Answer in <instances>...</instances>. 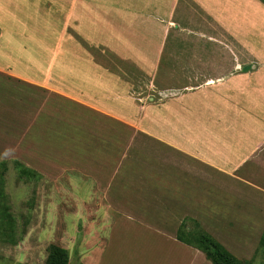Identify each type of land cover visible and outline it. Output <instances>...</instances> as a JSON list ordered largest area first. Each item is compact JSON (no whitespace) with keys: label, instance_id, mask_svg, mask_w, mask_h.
<instances>
[{"label":"crops","instance_id":"0c3cea01","mask_svg":"<svg viewBox=\"0 0 264 264\" xmlns=\"http://www.w3.org/2000/svg\"><path fill=\"white\" fill-rule=\"evenodd\" d=\"M50 1V21L43 25L35 11L30 25L20 2L16 15L0 16V157L18 159L42 173L48 169L42 162H64V172L80 170L84 179L94 180L95 209L108 216L102 221L105 245L96 264H107V251L119 238V221H130L133 226L126 231L146 237L133 249L132 259L142 264H212L202 251L177 239L185 218L197 221L231 254L247 260L249 236L257 239L264 230V4L216 0L213 7L224 10L230 20L223 32L232 56L217 61L214 74L185 73V82H224L230 121L223 142L211 139L214 147L223 145V156L217 157L221 148L209 155L178 153L179 148L170 154L174 144L163 137L121 140L115 133L121 128L117 106L130 75L105 73L106 67L117 64L105 60L100 45L74 43V0ZM180 1H172L168 15L179 7L190 17L187 13L195 12V6L214 2ZM173 23L168 22L166 39ZM41 34L54 37L46 40ZM117 48L121 53L128 47ZM94 49L101 51L97 60L90 52ZM80 50L93 59L80 56ZM130 125L144 129L138 122ZM183 141L178 139L176 146L185 145ZM129 156L131 162L120 175V166L114 165Z\"/></svg>","mask_w":264,"mask_h":264},{"label":"rangeland","instance_id":"374dc122","mask_svg":"<svg viewBox=\"0 0 264 264\" xmlns=\"http://www.w3.org/2000/svg\"><path fill=\"white\" fill-rule=\"evenodd\" d=\"M172 1L74 0V43L100 45L104 48L105 60L117 64L106 67L105 73L130 75V81L121 89V106H117L121 109V128L115 133L119 132L121 140L163 137L174 144L169 146L170 154L177 153V148L178 153L190 154H208L214 148H221L217 153L220 157L223 145L214 147L211 139L223 142L225 123L230 121V115L226 118L224 82L209 79L185 82V73L191 74L193 70L201 75L214 74L215 63L232 56L228 37L223 32L230 20L224 10L213 7L216 0L211 4L207 1L200 8L195 6V12L188 11L191 18L179 7L170 16ZM19 2L30 15V25L34 11L42 25L50 21V0H6L0 5L3 6L1 18L12 12L16 15ZM169 21L174 23L166 39ZM41 36L46 40L54 37L53 34ZM119 44L128 48L120 53ZM98 51L90 50L95 60L100 58ZM78 54L87 60L93 59L86 50ZM192 60L193 64L186 62ZM132 122L141 123L144 129L130 128ZM178 139H183L185 145L177 147ZM13 159L0 157V264H48L52 246L66 249L67 264H96L98 251L105 245L102 221L108 216L103 209H95L94 180L84 179L80 170L64 172V162H58V166L42 162L41 165L48 167L45 174L40 170L38 174L20 173ZM130 160L129 156L114 165L120 166V175ZM51 166L55 168L52 170ZM114 166L107 169L112 170ZM127 222L126 225L125 221H119L122 226L119 238L107 251V264H142L132 259L133 249L136 242H146V237L139 236L137 230L126 231V227L133 226ZM187 224L192 226L190 221ZM259 238L249 236L246 245L252 248L245 255L246 264H264V249L256 252Z\"/></svg>","mask_w":264,"mask_h":264},{"label":"trees","instance_id":"16d2710c","mask_svg":"<svg viewBox=\"0 0 264 264\" xmlns=\"http://www.w3.org/2000/svg\"><path fill=\"white\" fill-rule=\"evenodd\" d=\"M264 4V0H260ZM2 160H0L1 162ZM13 164L20 169V173H37L34 168L28 167L22 161L13 159ZM189 220L191 225H188ZM177 239L204 253L212 264H246L248 260H240L231 254L220 242L202 229L199 223L191 218H185L177 229ZM256 252L264 249V234H262ZM48 264H67L68 255L65 248L52 246L47 258Z\"/></svg>","mask_w":264,"mask_h":264}]
</instances>
